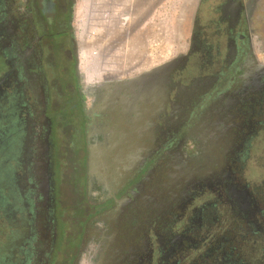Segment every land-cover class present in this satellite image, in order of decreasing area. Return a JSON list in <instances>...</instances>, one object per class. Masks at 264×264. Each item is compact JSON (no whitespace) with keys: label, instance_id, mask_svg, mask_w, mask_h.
<instances>
[{"label":"flooded vegetation","instance_id":"1","mask_svg":"<svg viewBox=\"0 0 264 264\" xmlns=\"http://www.w3.org/2000/svg\"><path fill=\"white\" fill-rule=\"evenodd\" d=\"M125 1L142 40L168 0ZM172 1L174 72L125 94L168 61L89 83L79 0H0V264H264V0Z\"/></svg>","mask_w":264,"mask_h":264},{"label":"rangeland","instance_id":"2","mask_svg":"<svg viewBox=\"0 0 264 264\" xmlns=\"http://www.w3.org/2000/svg\"><path fill=\"white\" fill-rule=\"evenodd\" d=\"M185 8L166 1L139 31L140 35L146 33L144 39L137 40L129 35L132 22L125 0H79L74 21L85 44L81 61L89 83L105 74L136 75L182 51L189 29V21L181 20ZM258 31L264 35V1L258 12ZM115 38L119 44L112 49L110 44Z\"/></svg>","mask_w":264,"mask_h":264},{"label":"water","instance_id":"3","mask_svg":"<svg viewBox=\"0 0 264 264\" xmlns=\"http://www.w3.org/2000/svg\"><path fill=\"white\" fill-rule=\"evenodd\" d=\"M177 61L175 59L166 62L163 65L154 67L152 69L143 71L141 74L131 78L128 82L119 83V91L125 92V94H140L146 91L150 86L157 84L158 82H146L147 80L163 79L174 72V66Z\"/></svg>","mask_w":264,"mask_h":264}]
</instances>
